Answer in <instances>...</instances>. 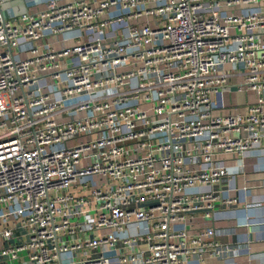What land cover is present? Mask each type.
Returning a JSON list of instances; mask_svg holds the SVG:
<instances>
[{"label": "built area", "instance_id": "obj_1", "mask_svg": "<svg viewBox=\"0 0 264 264\" xmlns=\"http://www.w3.org/2000/svg\"><path fill=\"white\" fill-rule=\"evenodd\" d=\"M3 3L0 264L232 257L211 223L264 151V0Z\"/></svg>", "mask_w": 264, "mask_h": 264}, {"label": "crops", "instance_id": "obj_2", "mask_svg": "<svg viewBox=\"0 0 264 264\" xmlns=\"http://www.w3.org/2000/svg\"><path fill=\"white\" fill-rule=\"evenodd\" d=\"M43 1L4 0L3 11L8 17L21 13L36 14ZM238 103L246 100L236 97ZM242 171H231V187L252 189L238 193L240 204L234 209L217 212L211 223L216 240L238 249L232 257L210 264H264V151L248 153L242 160Z\"/></svg>", "mask_w": 264, "mask_h": 264}]
</instances>
